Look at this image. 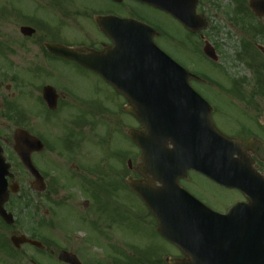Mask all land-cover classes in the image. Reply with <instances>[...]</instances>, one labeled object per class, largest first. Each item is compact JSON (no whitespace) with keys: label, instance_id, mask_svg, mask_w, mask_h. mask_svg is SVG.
I'll list each match as a JSON object with an SVG mask.
<instances>
[{"label":"flooded vegetation","instance_id":"1","mask_svg":"<svg viewBox=\"0 0 264 264\" xmlns=\"http://www.w3.org/2000/svg\"><path fill=\"white\" fill-rule=\"evenodd\" d=\"M42 1L34 0L27 8L17 3L0 9V146L11 173L6 178L4 207L14 217L10 223L0 216V254L3 249L32 254L25 258L27 264H52L48 258L72 264L60 260L62 252L70 254L74 264H173L184 255L161 233L160 218H168L164 212L169 208L158 205L170 201L150 196L161 185L128 133L133 128L141 130L144 138L151 135L127 112L131 104L126 95L96 71L55 55L48 45L105 51L113 41L99 19L106 18L110 25L112 16L152 26L158 31L156 41L178 42L174 35L160 32V24L145 11L167 15L183 25L140 0H95L94 5L84 0ZM212 1L196 0L195 4L208 27ZM231 1V9H247L241 0ZM259 24L261 31L242 41L236 54L250 72L246 76H232L230 63L219 64L224 59L221 49L206 39L205 30L194 34L198 44L209 43L215 49L217 61L206 59L227 73L219 81L203 73L205 78L192 80L194 88L212 106L221 132L252 143L236 153V185L220 184L193 168L179 179L190 194L217 212L226 214L236 204L243 208L251 204L252 214L236 216L238 238L227 243L240 250L255 245L260 233L264 235L242 224L254 218L264 220V84H258L253 62L264 64V38H260L264 26ZM61 67L74 68V75ZM80 78L95 81L89 87L78 86ZM130 119L135 126H129ZM120 135L132 143V150L118 144ZM99 144L109 154L107 146L115 149L110 158L97 159ZM19 151L29 157L28 166ZM130 179L140 182L149 197L135 193ZM13 236L30 241L15 247ZM13 263L2 262L0 255V264Z\"/></svg>","mask_w":264,"mask_h":264},{"label":"water","instance_id":"2","mask_svg":"<svg viewBox=\"0 0 264 264\" xmlns=\"http://www.w3.org/2000/svg\"><path fill=\"white\" fill-rule=\"evenodd\" d=\"M163 11L173 15L181 21L186 28L193 32L199 31L205 26V21H201L195 13V1L191 0H142ZM185 6V7H184ZM253 11L259 15H264V0H251ZM183 9H188L184 11ZM102 19H100L101 22ZM114 27L107 28L102 24L103 29L114 39L115 45L105 53L86 54L65 47L50 46V50L56 54L72 58L91 66L101 73L119 91L128 96L129 100H137V93L144 94V101L150 106L146 108L129 109L144 124L161 123L168 127L167 134L161 138L162 145L171 141L177 154V168L185 171L188 167V156L190 142L195 143V148L203 146L204 157L207 168L203 171L208 176L218 180L219 175L224 174L219 166L235 165L234 154L240 148L252 147V144L237 139L224 136L215 127L211 112L212 109L207 102L192 88L190 79L197 77L171 58L154 41L156 31L141 24L127 26L125 20L114 18ZM118 24H121L118 26ZM204 52L211 58L217 59L213 49L209 45L205 46ZM113 60V64L107 66H97V62ZM136 88L135 93L131 91ZM192 130L194 132L192 133ZM200 133V138L197 132ZM135 142H140V137L133 131L130 132ZM23 162L27 165L28 159L22 155ZM200 156L195 155V158ZM9 165L5 163L0 148V194L6 193L7 183L5 175ZM225 172V174H231ZM134 190L141 192V189L134 181L130 182ZM168 191H173L172 198L177 199L175 205L178 210L175 214L181 215L177 233L169 236L183 252L190 257V260H177V264L191 262L201 264L205 261L203 241L209 231L211 237L219 238L221 224L233 223L227 220V216L237 214L238 207H233L228 215H221L213 212L202 204H197L195 213L206 216L202 220L187 221L186 210L189 195L179 185H169ZM7 196H0V214L6 219L10 217L3 208L4 200ZM233 228V227H232ZM215 232V234H213ZM22 238H13L15 244H19ZM264 251V248H261ZM260 253V250H257ZM204 256V257H203ZM63 257V254L61 255ZM73 262L70 259H65ZM258 264H264V257H258Z\"/></svg>","mask_w":264,"mask_h":264},{"label":"rangeland","instance_id":"3","mask_svg":"<svg viewBox=\"0 0 264 264\" xmlns=\"http://www.w3.org/2000/svg\"><path fill=\"white\" fill-rule=\"evenodd\" d=\"M84 1H86L89 5L95 4V0ZM39 2L42 3L43 1L39 0ZM241 2L243 3L244 0H241ZM17 3H19L23 8H27L28 6H33L34 0H0V9H11ZM231 7V0H213L211 6H208V9L206 7L208 12L207 16H209L211 19V23L209 27L205 29L204 34L207 40H211L219 45L224 58L223 60H220L219 64L223 63V65H225L230 63L232 68L229 74L232 76H246L249 75L250 72L243 65V63L238 60L236 54L240 49L242 38L249 36L250 33L248 29L243 30L240 25H235L232 22ZM145 14H147L155 22H158L166 32L168 31L169 34L174 35L180 42H182H178V44L163 40L157 41L159 46L170 56H172L177 62H180L191 71L213 76L217 81L222 79L223 76L227 75L224 68L221 69L217 67L214 62L207 60L200 52L196 51L197 47L195 46V43H198L195 38H193L175 20L156 11H145ZM250 19L252 22H255L253 17H250ZM259 21L264 26V19H259ZM260 38L263 39L264 37L260 36ZM197 39L199 41V37H197ZM61 69L65 70L69 75H74V68L72 67H61ZM94 81L95 79L80 78L78 86L89 87ZM97 83L100 84L98 80ZM199 87L205 88V85L200 84ZM129 126H135V123L132 119L129 121ZM117 142L120 146H129V148L132 150V143H129L126 137L124 138L120 135L117 138ZM107 148H110V154L106 151V147H104L103 144H99L97 148V159L101 157H111V152L115 149L112 146H107ZM98 172L100 171L98 170ZM2 254L0 255L4 260L5 256ZM31 255L32 254H25L22 256L29 257ZM47 261L52 264H60L53 258H48ZM25 262H28V260L25 259Z\"/></svg>","mask_w":264,"mask_h":264},{"label":"trees","instance_id":"4","mask_svg":"<svg viewBox=\"0 0 264 264\" xmlns=\"http://www.w3.org/2000/svg\"><path fill=\"white\" fill-rule=\"evenodd\" d=\"M245 28L248 29L249 32H253L251 27L248 26V27H245ZM256 31H258V29H256ZM255 70L258 71V72L262 71V69H260V68H255Z\"/></svg>","mask_w":264,"mask_h":264}]
</instances>
